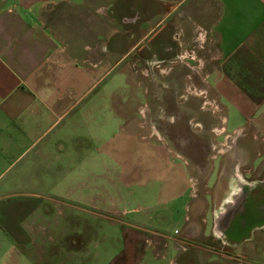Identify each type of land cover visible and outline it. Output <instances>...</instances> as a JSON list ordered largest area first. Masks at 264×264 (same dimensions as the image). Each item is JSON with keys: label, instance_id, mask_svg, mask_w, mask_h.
<instances>
[{"label": "crops", "instance_id": "1", "mask_svg": "<svg viewBox=\"0 0 264 264\" xmlns=\"http://www.w3.org/2000/svg\"><path fill=\"white\" fill-rule=\"evenodd\" d=\"M128 5L149 13L137 24L124 14ZM191 14L198 18L191 30L208 36L215 50L208 88L221 111L220 133L235 120L232 133L245 143L240 149L249 150V159L257 158L260 153L253 155L247 143L264 142V0H0V237L18 238L15 227L24 208L45 198L38 192L58 187L61 168H70L71 160L82 154L86 157L93 137L109 134L114 118L99 116L108 113L101 104H108L122 82L134 86L133 78L145 80L143 92L152 90L155 97L157 86L149 85L156 79L152 72L176 80L188 74L187 64L185 73L179 69L187 58ZM111 75L120 79L118 85L102 90L99 85ZM170 89L166 86L165 93L177 95ZM152 105L141 103L136 110L145 116L154 110ZM103 127L106 132L98 133ZM175 155L187 166V190L179 191L178 182L166 186L169 196L158 226H171L175 236L187 242L210 239L218 246L228 243L235 255L252 253L247 247L264 231V221L254 230L247 225V193L236 196L234 180L237 175L241 182L248 181L250 167H232L236 158L225 157L212 180L214 163L208 170L200 163L192 169L187 155ZM179 171L167 176L173 179ZM221 214L224 229L238 216L234 239L222 240L214 231ZM135 228L122 236L118 264H141L145 245L156 251L151 239L164 236L140 225ZM175 236H167L175 242L174 252L191 253L195 264H221L198 258L212 252L213 245L183 241L187 246H180ZM219 255L238 260L232 254L218 253L216 258ZM24 264H30L28 259Z\"/></svg>", "mask_w": 264, "mask_h": 264}, {"label": "rangeland", "instance_id": "2", "mask_svg": "<svg viewBox=\"0 0 264 264\" xmlns=\"http://www.w3.org/2000/svg\"><path fill=\"white\" fill-rule=\"evenodd\" d=\"M189 17L185 46L188 49L187 61L180 64L183 68L179 69V72L185 73L184 65L187 64L188 74H181L182 77L176 80L170 76L159 78L152 72L156 79L151 80L149 85L157 86L155 97H152V90L148 94L143 92L144 85H147L145 80L139 82L138 77L133 78L130 81L136 82L134 86L122 82L119 86L121 90L115 92L108 104H101L108 113L99 116L107 120L113 117L115 120L110 123L109 134L104 138L93 137L86 146L91 151L86 157L82 154L71 160L70 168H61L59 186L54 190L39 191L45 198L37 200L39 204L34 201L24 208L16 222L18 238L11 234L0 237V264H24L27 259L30 264H118L122 236L127 229H136V225L160 231L164 235L151 239L160 251L145 245L141 264H195L197 260L191 253L174 252L175 242L167 238L175 236L171 226L160 227L156 223L164 218L166 211L164 202L169 196L166 186L178 182L176 186L181 188L179 191L185 193L187 190V166L175 153L183 157H187V153L193 164L191 167L200 163L208 170L214 163L212 180L218 171V162L232 156L236 158L232 167L240 170L250 167V173L245 178L264 185V142L247 143L253 155L260 153L257 158L249 159V150L244 152L240 149L245 143L236 141L240 137L232 133L237 123L235 120L233 124H228L226 131L219 135L215 132V129L222 130L217 125L221 111L208 88L209 74L216 65L213 56L215 50L208 36L200 37L191 30L198 21L197 15L191 14ZM174 24L178 23L174 21ZM172 65L176 66L177 63ZM176 72L173 70V76ZM186 76L189 78L186 79ZM113 77L105 78L99 87L104 90L110 85H118L120 79ZM160 84L165 89L160 90ZM166 86L171 87L172 92L178 91L177 95H172L171 91L165 93L168 92ZM186 89L189 91L184 98L182 95ZM132 93L133 96L130 95ZM94 98L95 94H92L91 104ZM147 102L150 105L153 103L151 108L154 110L144 116L138 113L136 106ZM169 120L174 121L170 123ZM152 130L157 133L151 134ZM97 132L105 133L106 127ZM183 132L189 135L190 142L182 152L179 151L178 134ZM197 141V146L208 147L205 153L202 150V154L199 153L195 146ZM212 146L214 148L211 149ZM213 155L221 158L213 160ZM177 169L182 172L179 171L181 173H177L175 178L167 176ZM191 170L190 174L198 176L195 170V174ZM212 180L209 185L213 184ZM207 217L210 220V216ZM148 221L151 223L148 224ZM175 239L178 245L187 246L186 239L180 234ZM187 243L208 248L214 246L212 252L199 254L201 262L214 260L227 264L244 260L251 264H264V231L254 235L252 245L247 247L252 253L245 256L233 254L225 245L220 250V246L216 245L218 242L215 244L210 239L189 240ZM9 244L13 245V249H7ZM227 249L233 257L238 258L237 261L220 255L216 258L218 253H225L223 250ZM27 252L32 254L28 255Z\"/></svg>", "mask_w": 264, "mask_h": 264}, {"label": "flooded vegetation", "instance_id": "3", "mask_svg": "<svg viewBox=\"0 0 264 264\" xmlns=\"http://www.w3.org/2000/svg\"><path fill=\"white\" fill-rule=\"evenodd\" d=\"M112 12H113V10H112ZM147 13H149V12L144 11V9L141 6H136V5L130 6V5H128V7H126V11L124 14L129 15V17H131V18H134V21L137 22V24H138L142 20L143 16H145ZM126 19H127V16H126ZM187 88H188V86H187ZM188 89H186L184 91L182 97L185 98L186 92L189 91ZM182 97H180V98H182ZM197 125L198 124H196L195 126H197ZM154 132H155V130H154ZM215 132L217 135L220 134V131L218 129H215ZM168 137H169V135H168ZM188 142H190V139H189V135L187 133L183 132V133L178 134V143H179V147H180L179 151H182L183 149H185ZM197 145H198V141L195 144V146L197 147L200 154H202L201 150L204 151V153H205L206 149H208V147H206L205 145L204 146H197ZM210 148L212 149L214 147L212 146ZM218 153H220V152L218 151ZM185 154L188 156V159H189V155L187 153H185ZM234 178H235L234 179L235 183L238 186L236 196L242 195V193H244V192L247 193L248 214L246 216V221H247V225L250 226L254 230V228L257 227L256 225L258 223H261L262 221H264V185L263 184L261 185L260 184L261 182H257L256 180L255 181L248 180V181H242L241 182V180L239 179V177H237V175H234ZM224 215L225 214H221L217 217L216 223L214 224V231L216 232L217 235H219L220 238H222V240L224 239V240L228 241L229 239H234V237H236V234H237L235 231V229L237 227L236 220H238L239 218H238V216H235L236 220L232 221V223H230V225L228 226L227 229H224L222 227V223H221L222 220H224V217H225ZM218 245H220L219 242H218ZM223 245L229 247V244L228 243L226 244L224 242L220 246V250H221ZM223 252H225V253H222V255H224V254L228 255V256L231 255L230 254L231 252L228 251V249L223 250ZM227 264H251V263L233 262V263H227Z\"/></svg>", "mask_w": 264, "mask_h": 264}]
</instances>
